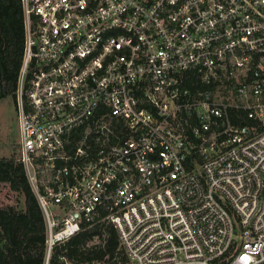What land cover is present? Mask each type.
I'll use <instances>...</instances> for the list:
<instances>
[{"label": "built area", "instance_id": "1", "mask_svg": "<svg viewBox=\"0 0 264 264\" xmlns=\"http://www.w3.org/2000/svg\"><path fill=\"white\" fill-rule=\"evenodd\" d=\"M21 3L46 264L102 221L131 264H264V0Z\"/></svg>", "mask_w": 264, "mask_h": 264}, {"label": "trees", "instance_id": "2", "mask_svg": "<svg viewBox=\"0 0 264 264\" xmlns=\"http://www.w3.org/2000/svg\"><path fill=\"white\" fill-rule=\"evenodd\" d=\"M25 47L21 0H0V102L15 101ZM22 196L24 208L0 207V264H46V222L14 153L0 158V186ZM128 264L116 228L102 221L56 246L49 264Z\"/></svg>", "mask_w": 264, "mask_h": 264}, {"label": "rangeland", "instance_id": "3", "mask_svg": "<svg viewBox=\"0 0 264 264\" xmlns=\"http://www.w3.org/2000/svg\"><path fill=\"white\" fill-rule=\"evenodd\" d=\"M18 125L15 103L12 98L0 102V158L9 157L12 153L18 157ZM0 207L24 208V199L13 192L8 184L0 186ZM128 264H131L128 261Z\"/></svg>", "mask_w": 264, "mask_h": 264}]
</instances>
